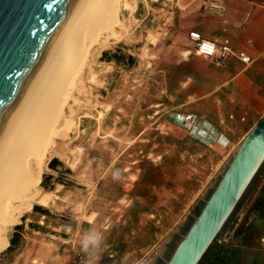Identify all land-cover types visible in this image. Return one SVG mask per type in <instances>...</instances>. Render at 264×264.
<instances>
[{"label": "rangeland", "instance_id": "rangeland-1", "mask_svg": "<svg viewBox=\"0 0 264 264\" xmlns=\"http://www.w3.org/2000/svg\"><path fill=\"white\" fill-rule=\"evenodd\" d=\"M112 1L118 4L112 18L100 12L99 23L111 24L104 30L108 33L98 41L100 29L76 37V81L71 83L69 74L56 81L58 86L47 92L51 99L44 120H38L42 129L30 128L36 131L17 165L29 185L40 178L31 185L38 195L9 230L8 248L16 227H23L20 247L3 251L0 264H33L50 253L63 264L73 247L81 249L90 229L102 234L101 247L117 264H168L243 142H227L224 152L215 151L208 134L182 125L192 117L190 110L178 108L184 99L155 90L162 86L158 72L168 66L178 42V18L189 1ZM69 27L71 33L77 28ZM104 53L110 61H103ZM115 55L123 58L121 64L113 61ZM68 64L62 67L72 69ZM181 110L185 121L164 118L166 112ZM54 159L65 167L51 170ZM45 175L62 183L46 192L41 187ZM20 180L3 194L15 206L27 197L17 198ZM240 203L216 241L227 246V264H264V168ZM37 206L49 210L50 217L34 213Z\"/></svg>", "mask_w": 264, "mask_h": 264}, {"label": "crops", "instance_id": "crops-1", "mask_svg": "<svg viewBox=\"0 0 264 264\" xmlns=\"http://www.w3.org/2000/svg\"><path fill=\"white\" fill-rule=\"evenodd\" d=\"M188 1L178 18V42L171 48L168 66L158 72L162 86L155 90L182 97L178 108L190 110L192 116L184 128L208 134L214 141L210 146L221 153L227 142L244 141L264 117V0H225L224 18L211 12L212 0ZM191 32L231 47L234 56L219 61L198 54ZM242 54L254 62L244 63ZM182 110L166 112L164 118L175 124L185 121ZM78 252L84 255V264H117L103 247L89 253L73 247L63 264H72ZM56 259L57 253H50L33 264H58Z\"/></svg>", "mask_w": 264, "mask_h": 264}, {"label": "water", "instance_id": "water-1", "mask_svg": "<svg viewBox=\"0 0 264 264\" xmlns=\"http://www.w3.org/2000/svg\"><path fill=\"white\" fill-rule=\"evenodd\" d=\"M76 0H0V127ZM264 165V117L168 264H201Z\"/></svg>", "mask_w": 264, "mask_h": 264}, {"label": "bare ground", "instance_id": "bare-ground-1", "mask_svg": "<svg viewBox=\"0 0 264 264\" xmlns=\"http://www.w3.org/2000/svg\"><path fill=\"white\" fill-rule=\"evenodd\" d=\"M82 1L76 0L70 9L68 16L53 36L38 65L31 74L22 94L0 127V254L9 246L8 233L10 228L18 223L24 211L30 208V202H33L38 195L37 190H32L31 185L37 186L40 183V178L37 177L35 183L29 185L28 181L23 180L27 179V173L23 172L22 167L17 164L23 161V159L21 160V156L25 155L23 152L27 151L31 144L30 142L36 131L30 130L32 125L37 124L38 129H42L41 121L44 119H41V116L47 110V99H51L47 92L52 87L56 88L58 82L68 74L71 77V83L74 80L76 81V77L80 73V64L77 66L75 64V60H77L75 59V54L79 48L76 37L79 38L81 33L83 34L85 31L95 32L96 29H100V35L94 38V41H98L101 35L108 33V31L104 30L110 28L109 26L111 25L109 23L106 24L105 19L99 23L102 20L100 19L102 17L100 15L102 14L100 13L101 10L104 9L107 17L112 18L118 8V4L112 0H91V2L87 0V3L83 6L81 5ZM74 18H76L75 21ZM69 26L77 27L73 32L74 34L69 31ZM68 33L71 34L70 39L64 43L63 48L59 49L57 59H52V52L58 48L62 40L68 36ZM88 37L90 36L86 35L84 39ZM90 38L92 39V37ZM67 62L69 66L72 64V69L69 70L64 69V66L62 67V63ZM57 80L58 82L56 83ZM40 119L41 121L39 122L38 120ZM17 179H21L20 182L23 180L18 185L17 191L19 192V196L17 198H20V194L23 197L26 195L25 200L28 201V204L25 200H22L19 201L21 202L20 204L15 206L13 205V201L5 200L3 197L4 190L6 192L9 191V188L11 189L12 187V181L15 183Z\"/></svg>", "mask_w": 264, "mask_h": 264}, {"label": "trees", "instance_id": "trees-1", "mask_svg": "<svg viewBox=\"0 0 264 264\" xmlns=\"http://www.w3.org/2000/svg\"><path fill=\"white\" fill-rule=\"evenodd\" d=\"M108 56H109L108 53H104L103 61H110V58H108ZM122 59H123L122 57L117 56V55H115L113 57V61H116L118 64H121L122 63L121 62ZM49 167L53 171H58L59 167H65V164L62 161H60L59 159H54L50 163V166ZM263 168H264V165L261 168L260 172L257 174V176L259 174H261V172L263 171ZM67 172L69 174H72L71 170H67ZM257 176H256V178H257ZM54 179L55 178L53 176L45 175L43 177V182L41 184L42 189L44 191H46V192H50V191H53L55 189L56 184L62 183L61 180H57V182L54 184L53 183V180ZM255 179L252 182V184L255 182ZM252 184H251V186H252ZM240 204L238 205L237 209L239 208ZM204 206L201 208V210H200V212L198 213L197 216H199V214L201 213V211L204 208ZM237 209L235 210V212L237 211ZM38 212L41 213V216L42 217H44V216L50 217V215H51L49 210L37 206L34 209V213H38ZM196 219L197 218H194L191 221V223L189 225V228H188V231H189V229L191 228V226L193 225V223L195 222ZM226 227H227V225L225 226V228L222 231H224L226 229ZM22 229H23L22 226L16 227V233L10 239L11 246L8 248V250H7L6 253H11L13 250H15L16 248H19L20 247V245H21V243L23 241V237L18 232L21 231ZM37 229L39 231L45 232V229L42 228V227H38ZM188 231H187V233H188ZM227 251H228V249H227V246L226 245L220 244V243H218V241H215L214 244H213V246L210 248V250L208 251V253L204 257V259L202 260L201 264H227V262H226L227 261L226 260L227 259L226 258V255H228V252Z\"/></svg>", "mask_w": 264, "mask_h": 264}, {"label": "built area", "instance_id": "built-area-1", "mask_svg": "<svg viewBox=\"0 0 264 264\" xmlns=\"http://www.w3.org/2000/svg\"><path fill=\"white\" fill-rule=\"evenodd\" d=\"M210 10L215 16L224 18L227 11L225 0H212ZM190 39L194 43L197 53L204 57L225 61L235 54L231 47L207 40L199 32H191ZM240 58L246 64H252L254 62L252 58L244 54ZM191 119L192 117L189 118V120ZM84 260V255L78 252L72 264H84Z\"/></svg>", "mask_w": 264, "mask_h": 264}, {"label": "clouds", "instance_id": "clouds-1", "mask_svg": "<svg viewBox=\"0 0 264 264\" xmlns=\"http://www.w3.org/2000/svg\"><path fill=\"white\" fill-rule=\"evenodd\" d=\"M115 175L118 177V173ZM103 240L104 238L99 231L96 229H90L84 234V237L81 241V249L85 253L97 251L100 249Z\"/></svg>", "mask_w": 264, "mask_h": 264}]
</instances>
